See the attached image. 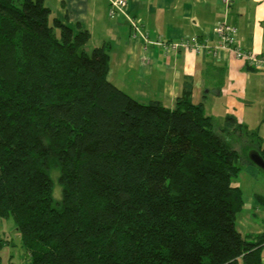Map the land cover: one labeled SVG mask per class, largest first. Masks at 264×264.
Returning <instances> with one entry per match:
<instances>
[{
	"label": "trees",
	"instance_id": "trees-1",
	"mask_svg": "<svg viewBox=\"0 0 264 264\" xmlns=\"http://www.w3.org/2000/svg\"><path fill=\"white\" fill-rule=\"evenodd\" d=\"M89 40L45 0H0V220L30 263L263 264L264 225L235 226L231 180L250 161L225 141L257 131L231 114L216 123L190 76L173 107L136 99L108 79L110 44Z\"/></svg>",
	"mask_w": 264,
	"mask_h": 264
},
{
	"label": "crops",
	"instance_id": "crops-1",
	"mask_svg": "<svg viewBox=\"0 0 264 264\" xmlns=\"http://www.w3.org/2000/svg\"><path fill=\"white\" fill-rule=\"evenodd\" d=\"M230 1L227 6L223 0H126L123 9L112 16L108 13L110 0L45 3L53 17L75 30L87 29L90 41H94V35L101 43L110 41L109 73L113 64L118 75V81L113 82L138 100L159 99L173 107L184 77L190 76L193 102L205 98V111L216 123L221 124L231 114L249 130L257 131L255 141L240 131L225 139L247 158L249 150L264 147V69L247 65L228 50L214 58L210 53L188 49L166 51L159 43L197 37L212 44L216 39L214 25L227 21L237 28L236 43L240 48L263 54L264 0ZM210 64L205 77L203 72ZM213 84H221L219 92L214 91ZM213 109H217L216 116Z\"/></svg>",
	"mask_w": 264,
	"mask_h": 264
},
{
	"label": "rangeland",
	"instance_id": "rangeland-1",
	"mask_svg": "<svg viewBox=\"0 0 264 264\" xmlns=\"http://www.w3.org/2000/svg\"><path fill=\"white\" fill-rule=\"evenodd\" d=\"M51 17H53V12L51 13ZM93 37L94 41L89 40L88 42V51H90L93 47L100 46L106 42L105 41L101 43L100 41H97V35H94ZM109 42L110 41H107L106 43ZM108 79L112 82L118 81V75H115L114 73L113 64H111V70L110 73H108ZM127 93L130 94L131 92ZM205 112L208 113V110L206 109ZM213 113L216 116L218 113L217 109H213ZM242 164L243 168L239 175L232 178L231 182L233 185H238L242 190L244 206L242 210L237 213L235 226L243 235H245L247 233H257L261 231L264 225V206L259 205L252 198L254 193L264 195V171L252 163ZM49 175L53 181L52 196L54 203H56L61 199V188L57 181L58 172L52 169ZM14 228L15 226L11 216L2 218L0 220L1 264H31L27 259V254L22 248L20 235L18 231H14ZM238 264H242V262L239 260Z\"/></svg>",
	"mask_w": 264,
	"mask_h": 264
},
{
	"label": "built area",
	"instance_id": "built-area-1",
	"mask_svg": "<svg viewBox=\"0 0 264 264\" xmlns=\"http://www.w3.org/2000/svg\"><path fill=\"white\" fill-rule=\"evenodd\" d=\"M224 4L229 6L230 0H223ZM109 16H112L116 11H121L126 4V0H110ZM132 25L135 24L132 22ZM213 32L215 40L212 44L207 39H198L197 37L181 39L177 42H169L160 40L159 43L163 48L168 50L188 49L195 53L206 54L210 53L216 58L220 51H231L236 58L244 61L247 65L259 69H264V53L256 54L251 50L240 48L236 43L237 28L227 22L221 21L214 25ZM146 36V34H142Z\"/></svg>",
	"mask_w": 264,
	"mask_h": 264
},
{
	"label": "water",
	"instance_id": "water-1",
	"mask_svg": "<svg viewBox=\"0 0 264 264\" xmlns=\"http://www.w3.org/2000/svg\"><path fill=\"white\" fill-rule=\"evenodd\" d=\"M88 49V47L85 48L86 51H88ZM247 157L252 164L264 171V157L260 154L258 149L253 148L249 150Z\"/></svg>",
	"mask_w": 264,
	"mask_h": 264
}]
</instances>
